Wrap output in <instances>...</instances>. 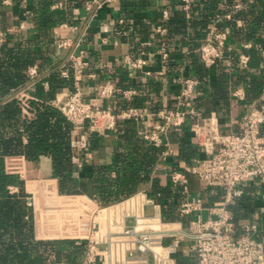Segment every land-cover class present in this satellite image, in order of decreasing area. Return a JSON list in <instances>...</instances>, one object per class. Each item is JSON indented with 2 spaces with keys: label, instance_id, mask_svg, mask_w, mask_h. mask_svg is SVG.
<instances>
[{
  "label": "crops",
  "instance_id": "0c3cea01",
  "mask_svg": "<svg viewBox=\"0 0 264 264\" xmlns=\"http://www.w3.org/2000/svg\"><path fill=\"white\" fill-rule=\"evenodd\" d=\"M237 1L246 0H194L193 18L188 19L184 15L185 26L179 29L167 26L168 32L165 35L153 32V26L156 23L169 22L172 13L180 9L178 0H133V5L128 6L123 0H104L95 10L87 9L85 2L82 5L73 4L71 9H69V0H58L52 4V9H66L68 19L55 22L45 38L41 39L44 61L39 59L36 64L42 73V80L21 85L19 88L27 86L21 95L34 91L37 85L44 86L42 81L47 80L49 73L56 69L61 70L62 76H64L63 71H68L69 76L65 77L72 78V84L57 90L50 100L62 97L73 89L75 76L71 56L72 53L84 49L87 51L90 63L85 73L77 80L86 97L95 95L100 85L110 80L115 84L116 92L113 96H99V105L120 110L127 105L123 90L134 88L137 92L133 96L132 103L147 114L140 121L119 122L115 129L100 135L99 140L91 142L89 139V147L83 156L84 165L74 172L81 184V192L78 194H60L57 190L59 181L53 177L52 158L48 155L40 157L36 163L40 175L38 179H44L45 185L53 191L52 195L47 197L43 195V199L42 194L37 195V202L40 199L43 200V208L48 206L47 209H58L61 224L63 220L67 221L63 217L65 210L71 212L76 209L87 210L95 203L97 192L90 179L93 170L111 165L118 151H125L130 146L143 147L151 144L139 131L157 129L162 122L157 112L177 106V97L183 84L174 82L173 77L178 75L200 77L202 83L197 89L194 106L206 115L215 114L222 131H241L244 114L258 100L247 93L249 91L245 81L251 79L259 83L264 82V0H254L252 5L235 12L234 19H222L219 22L218 32L229 33L232 36V49L226 52L216 66L206 69L197 51L205 37L209 22L216 18L217 14L231 11ZM41 2L42 0H0V33L4 42L11 40L15 45L26 47L36 40L40 29L34 12ZM165 9L170 11L169 20L164 18ZM121 18L123 22H119ZM237 20H241L242 24H238ZM110 21L114 23L109 24ZM65 40H69L71 45L60 46V42ZM143 40L154 41V44L146 46L152 55L147 56L146 65L131 67L127 59L141 56ZM248 41L253 44L247 50L251 54V61L248 68L242 69L237 61V54L244 50L243 44ZM160 44L169 47L171 51L170 59L167 61H162L157 54H154ZM147 71H150V74ZM238 88L244 89L246 98L234 94ZM12 92L13 89L0 97V103H4ZM195 120H197L196 115L191 114L183 126L172 128L167 133L168 145L160 147V151L162 153L167 147L169 153L163 156L159 154L151 179L139 183L133 197L111 208V215L114 218L131 223L133 217H129L128 213L146 215L158 213L159 210L148 201L149 191L155 179H158V182L168 190L179 193L180 188H175L172 180L174 170L188 175L190 187L188 196L182 193L176 198L178 209L180 203L187 197L202 196L206 205H212L223 199L224 191L221 187H210L191 172L194 160L207 155L191 128ZM127 129L130 133L129 138L124 136V131ZM25 140L27 141V138ZM110 175L114 178L117 176L115 169H111ZM260 186H262L260 181L248 182L243 186L242 198L229 204L235 216L238 233H243L242 226L248 222H256L264 228V198ZM41 190L37 193L46 194ZM177 212L179 214V211ZM180 217L173 221L180 220ZM39 225L37 232L42 235H37L38 239L60 240L56 243L55 252L49 260L44 262L35 259L25 264H46L50 260L57 259H65L77 264L83 259L85 245L76 244L77 248H80L78 250L66 240L63 241L60 235L55 237L50 229ZM257 236L264 238L261 233ZM179 251L182 256L196 259L188 241L181 243Z\"/></svg>",
  "mask_w": 264,
  "mask_h": 264
},
{
  "label": "built area",
  "instance_id": "2783aa9c",
  "mask_svg": "<svg viewBox=\"0 0 264 264\" xmlns=\"http://www.w3.org/2000/svg\"><path fill=\"white\" fill-rule=\"evenodd\" d=\"M104 0H87L85 5L89 10H95ZM179 7L185 12L188 19L193 18L194 0H178ZM254 0L245 2L237 1L233 9L225 14H217L206 27L205 37L197 51L206 69L216 66L231 47L232 36L229 33L218 32V24L222 19H234V13L252 5ZM62 4V3H60ZM165 19H169L170 11H163ZM123 22V19H119ZM242 24L241 20H237ZM110 23H114L110 21ZM153 32L165 35L168 27L156 23ZM4 38L0 33V46ZM154 41H141V56L127 62L131 67H142L148 63L147 56L152 55L146 46ZM60 46L71 45L69 40L60 42ZM253 44H243L244 50L238 52L237 61L242 69L248 68L251 54L247 51ZM154 54L162 61L170 59L169 47L160 46ZM73 73L75 87L62 97L50 100L64 114L66 119L73 124V149L72 161L75 169L84 165V155L89 147V135H103L115 129L119 122L140 121L147 114L137 105L132 103L136 89L123 90L127 105L120 110L113 107H102L98 97L113 96L116 86L112 81L102 83L95 95L86 97L85 91L77 79L85 73L89 66L87 51L82 49L72 53ZM150 74V71H147ZM28 83L42 80V73L37 64L30 65L27 69ZM64 76H69L68 71H63ZM174 82L183 84L177 97V106L164 108L157 112L161 123L157 129L140 130L139 133L152 145L164 147L168 145L167 133L172 128L183 126L191 114L197 120L192 122L191 128L199 145L207 153L205 157L197 158L191 167V172L196 174L210 187H221L224 191L222 200L212 205H206L202 196L187 197L180 203L178 221L165 220L162 204L157 199L149 196V203L154 205L159 212L153 215L144 213H128L133 221L119 220L111 215V208L117 203L133 197L132 194L121 201L105 205L95 196V203L84 214L90 217V228L87 236L77 239L76 244L85 243V254L77 264H178L176 253L183 241H188L194 253L197 264H264V228L256 222H248L242 226L243 233H238L235 216L229 204L239 199L243 193V184L258 179L264 184V91L257 102L250 107L242 119L241 131H222L218 117L215 114H204L194 106V98L198 94V87L202 80L196 76L178 75L173 77ZM45 88L49 82L43 80ZM29 86V85H28ZM27 88H15L11 95L4 101L19 98ZM234 94L246 98L243 88H238ZM26 139V137H25ZM168 148L162 151V156L168 154ZM40 183L44 179H38ZM174 187L188 196L190 193L188 175L182 171L172 172ZM10 193H17L19 187L9 186ZM53 189L43 194L31 190L27 196L29 206L36 207L37 195L46 197L52 195ZM61 194V193H60ZM264 198V192L262 194ZM110 210V212H109ZM207 214V215H206ZM46 264H75L69 260H50Z\"/></svg>",
  "mask_w": 264,
  "mask_h": 264
},
{
  "label": "trees",
  "instance_id": "16d2710c",
  "mask_svg": "<svg viewBox=\"0 0 264 264\" xmlns=\"http://www.w3.org/2000/svg\"><path fill=\"white\" fill-rule=\"evenodd\" d=\"M57 1L42 0L35 9L40 33L31 45L22 47L7 40L0 46V97L25 84L29 80L28 67L39 59L44 61L41 39L45 38L55 22L68 19L66 9L51 8ZM86 1L69 0V9L73 4L82 5ZM123 1L127 6L133 5V0ZM184 15L185 12L179 9L164 25L179 29L185 26ZM47 81L48 89L37 85L34 91L0 103V264H25L35 259L45 262L51 258L60 239H38L37 235H42L37 232L39 224L42 228L50 229L55 237L60 235L63 241L66 240L78 250L80 248H77L75 241L89 233L90 217L84 214V210H65L63 217L67 221L63 220L61 224L58 209H47L46 205L43 208V200L40 199L36 207L27 203L31 190H51L44 180L42 183L38 180L40 175L36 163L42 155L52 158L53 177L59 181V193L70 195L81 192L80 180L74 175L76 169L72 161L73 124L49 102L57 90L72 84V78L62 76L61 70L56 69L49 73ZM245 86L249 91L247 93L254 98H259L264 91V82L246 79ZM124 132V136L129 138V129ZM99 136L92 134L89 139L94 142L99 140ZM160 150V147L152 144L130 146L125 151H118L111 165L93 170L90 179L99 200L109 205L134 194L139 183L151 179ZM111 169L117 172L115 178L110 175ZM10 185L18 186L19 191L10 193ZM260 188L264 192L263 183ZM180 195L181 191L168 190L158 179H155L149 191V196L161 202L164 219L170 221L180 216L176 201ZM175 256L178 264H197L196 259L182 256L180 252Z\"/></svg>",
  "mask_w": 264,
  "mask_h": 264
}]
</instances>
